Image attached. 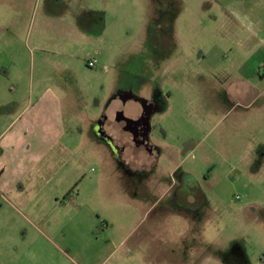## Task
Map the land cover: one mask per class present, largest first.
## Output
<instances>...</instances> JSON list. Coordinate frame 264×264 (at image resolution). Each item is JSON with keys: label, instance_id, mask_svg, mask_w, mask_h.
Returning a JSON list of instances; mask_svg holds the SVG:
<instances>
[{"label": "rangeland", "instance_id": "obj_1", "mask_svg": "<svg viewBox=\"0 0 264 264\" xmlns=\"http://www.w3.org/2000/svg\"><path fill=\"white\" fill-rule=\"evenodd\" d=\"M49 1L0 0V65L10 70L4 42L17 26L27 41L19 87L73 90L78 102L54 112L70 143L55 148L44 188L27 193L29 207L0 201V264H174L166 246L200 236L206 261L198 264H264V0L247 2L258 25L250 30L222 16L229 0H74L70 20L83 7L106 11L103 35L86 39L60 17L44 19ZM121 91L157 106L155 166L141 150L121 160L86 123Z\"/></svg>", "mask_w": 264, "mask_h": 264}, {"label": "crops", "instance_id": "obj_2", "mask_svg": "<svg viewBox=\"0 0 264 264\" xmlns=\"http://www.w3.org/2000/svg\"><path fill=\"white\" fill-rule=\"evenodd\" d=\"M73 2L74 0H50L47 12L43 15L44 19L62 18L67 23V27L73 30L74 38H92L94 33L96 37L100 38L105 32L103 16L106 11L83 7L80 14L70 20L71 17L67 12L73 7ZM247 2L248 0H229L226 4H222L220 12L223 10L222 16L226 17L230 24L232 23V29L248 30L252 24L258 26L253 22L254 11L246 6ZM56 3L60 6H67L64 13L59 14L54 10ZM16 27L13 28L14 40L4 42L5 47L11 51L10 57H7L10 61V70L12 66L15 67V70L11 73L10 70H6L3 62L0 65V201H6L14 207L10 202L11 199L20 206L29 207L31 202L27 193L40 192L44 188L45 183L39 182V179H42L44 173L51 174L55 148L63 145L68 150V147L64 145L70 143L68 137L62 136L65 134V131L62 130L65 123L62 125V119H56L54 112L60 111L62 108L75 109L78 102L75 97L77 95L73 90L63 91L58 88L54 91L38 88L31 89L27 93L25 89L19 87L22 80L23 53L26 55L23 48H27V41L22 39V35H19V28ZM232 43L236 42L232 40ZM15 50L16 54L13 53ZM182 61L181 57L174 60V63L181 62L183 64ZM5 79L16 83L18 87H6ZM69 97L72 98L69 99ZM233 104L232 109H236L239 102L236 101ZM96 105L98 109H101L102 101L98 100ZM98 117H86V123L97 133L96 138L99 137L102 141L99 133L100 127L96 121ZM75 130L83 132V128L78 125ZM111 134L116 143L120 144V137L114 135V131ZM138 156L137 154L136 158ZM160 156L159 154L157 162H159ZM180 156L185 159L188 157V155H186L187 157L183 155V149L180 150ZM14 209L20 214L19 210ZM173 237L170 235L168 239H173ZM199 239L200 242L197 241L194 244H190L187 239L177 249L172 246L171 242L169 250L175 253L174 264H198V261L204 263L206 261L205 250L201 246L199 247V245H203L202 236ZM180 253L182 254L180 255ZM212 255L220 256L218 249L213 250ZM212 260L215 261L214 256L207 262H212Z\"/></svg>", "mask_w": 264, "mask_h": 264}, {"label": "flooded vegetation", "instance_id": "obj_3", "mask_svg": "<svg viewBox=\"0 0 264 264\" xmlns=\"http://www.w3.org/2000/svg\"><path fill=\"white\" fill-rule=\"evenodd\" d=\"M117 99V105L111 107V103L97 123L100 127L99 133L101 134L100 137L102 141L115 148L116 154L121 160L123 159V155L126 154L127 149L136 151L141 150L148 153L152 157L151 160L155 166L158 155L160 154V151L152 142V134L155 128L154 117L157 110L155 102L144 98L140 93L136 95L125 91H121L119 94H117ZM112 113L115 114L114 118H112ZM109 128L112 130V132H117L118 130L120 131V144L116 143L114 137L111 134L112 132H109ZM132 157L135 159L137 154L133 152ZM181 177L186 180L188 179L189 175L187 173H182ZM176 186L177 184H175V187ZM188 188L190 194L187 196L186 202L189 204L197 202L196 200L198 197L193 194L196 188L191 183L188 184ZM163 201L164 200L160 201L159 199L154 205L158 203L161 204ZM170 204L171 203L166 204V207L169 210H172L173 204ZM179 204L182 205V202H179ZM174 208H177L180 211L183 210V206H176ZM188 211L192 213L191 217L193 219H199V211ZM200 218L203 219V217ZM163 236L166 237L167 233L163 234ZM165 249L169 250L170 244H168Z\"/></svg>", "mask_w": 264, "mask_h": 264}, {"label": "built area", "instance_id": "obj_4", "mask_svg": "<svg viewBox=\"0 0 264 264\" xmlns=\"http://www.w3.org/2000/svg\"><path fill=\"white\" fill-rule=\"evenodd\" d=\"M98 64V61L97 60H93L91 62L88 63L89 67H92V68H95Z\"/></svg>", "mask_w": 264, "mask_h": 264}, {"label": "trees", "instance_id": "obj_5", "mask_svg": "<svg viewBox=\"0 0 264 264\" xmlns=\"http://www.w3.org/2000/svg\"><path fill=\"white\" fill-rule=\"evenodd\" d=\"M183 155L185 156V150L183 151ZM74 190H75V188L68 193L67 197H70L72 195V193H73Z\"/></svg>", "mask_w": 264, "mask_h": 264}]
</instances>
